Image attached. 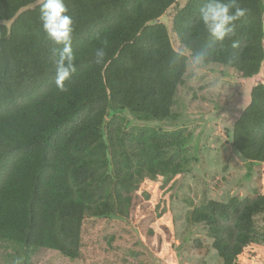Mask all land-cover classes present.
Instances as JSON below:
<instances>
[{"label": "trees", "instance_id": "1", "mask_svg": "<svg viewBox=\"0 0 264 264\" xmlns=\"http://www.w3.org/2000/svg\"><path fill=\"white\" fill-rule=\"evenodd\" d=\"M38 1L0 0V245L19 249L22 264L42 249L79 259L85 219H127L143 180L182 174L189 162L183 129L126 131L122 119L106 121L110 111L137 121L177 117L188 58L176 59L182 53L160 21L177 0H65L76 57L67 92L54 84V46L41 29ZM203 2L188 0L173 16L179 44L192 55L209 49L207 65L241 79L258 76L264 0H237L247 14L236 22V47L207 34L198 19ZM101 47L106 62L98 65ZM230 139L243 162L264 165V83L253 86ZM263 212L261 193L210 200L189 221L204 227L221 264H241L255 240L254 217Z\"/></svg>", "mask_w": 264, "mask_h": 264}, {"label": "rangeland", "instance_id": "2", "mask_svg": "<svg viewBox=\"0 0 264 264\" xmlns=\"http://www.w3.org/2000/svg\"><path fill=\"white\" fill-rule=\"evenodd\" d=\"M187 1L177 0L160 18L172 48L188 58L187 84L175 95L177 117L137 121L127 111H110L106 118L122 119L126 131L143 126L159 132L183 129L189 135L183 153L189 159L186 171L163 180H143L125 220L85 219L79 259L42 249L29 264H221L204 227L190 223L191 211L210 200L225 203L232 197L264 193V165L243 162L230 139L253 86L264 83V63L260 74L250 79L222 66L194 71L190 55L172 31V18ZM254 237L241 264H264V212L254 217ZM20 254L13 245L2 244L0 264H15Z\"/></svg>", "mask_w": 264, "mask_h": 264}, {"label": "clouds", "instance_id": "3", "mask_svg": "<svg viewBox=\"0 0 264 264\" xmlns=\"http://www.w3.org/2000/svg\"><path fill=\"white\" fill-rule=\"evenodd\" d=\"M246 14L247 9L241 7L237 0H204L199 9L198 19L210 37L217 42H223L226 39L233 40L236 36V22ZM39 20L47 40L54 46L52 52L55 87L59 92H67L66 81L70 80L76 72V57L72 47L74 21L68 15L65 0H40ZM102 43L107 45L106 40ZM232 46H237L234 40ZM186 51L190 55L194 71L199 72L209 63L211 56L209 49H201L194 55L191 54V49H186ZM183 54L177 56L176 59H181ZM105 56L104 47L96 49L95 63L104 64ZM15 264H22V260L17 259Z\"/></svg>", "mask_w": 264, "mask_h": 264}, {"label": "water", "instance_id": "4", "mask_svg": "<svg viewBox=\"0 0 264 264\" xmlns=\"http://www.w3.org/2000/svg\"><path fill=\"white\" fill-rule=\"evenodd\" d=\"M157 21H159V20H157Z\"/></svg>", "mask_w": 264, "mask_h": 264}]
</instances>
